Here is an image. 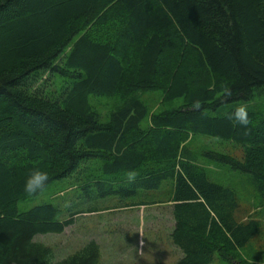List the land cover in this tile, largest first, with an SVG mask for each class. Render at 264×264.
Listing matches in <instances>:
<instances>
[{
	"label": "trees",
	"instance_id": "1",
	"mask_svg": "<svg viewBox=\"0 0 264 264\" xmlns=\"http://www.w3.org/2000/svg\"><path fill=\"white\" fill-rule=\"evenodd\" d=\"M115 97L104 121L91 100ZM194 135L241 144L203 153L239 178L215 181ZM66 178L63 206L20 210ZM164 188L173 264H251L237 255L264 234V0H0V264H101L95 239L57 259L36 237Z\"/></svg>",
	"mask_w": 264,
	"mask_h": 264
},
{
	"label": "rangeland",
	"instance_id": "2",
	"mask_svg": "<svg viewBox=\"0 0 264 264\" xmlns=\"http://www.w3.org/2000/svg\"><path fill=\"white\" fill-rule=\"evenodd\" d=\"M143 97L152 111L158 112L167 107L170 108V105L163 103L162 92H151ZM261 100L257 98L260 105H262ZM121 102L119 97L92 98L91 100L92 106L102 115L104 121L109 119L111 112L119 107ZM181 104L182 98H179L175 105ZM188 145L197 152L200 161L207 167L215 181L227 183L231 179L239 178L229 168L205 159L203 153L206 150L215 149L240 154L243 148L241 144L194 135L190 138ZM70 179L53 182L38 196L20 202V210L30 209L46 202L63 206L65 200L74 195L73 182ZM168 188L162 189L148 199L155 202L153 204L122 207L109 205L110 207L97 213L76 215V222L68 226L61 234L39 235L36 239L52 246L57 259L65 257L84 246L89 240L95 239L102 248L101 264H154L158 261L173 264L178 261L180 252L166 237L173 228ZM84 196L87 199L83 205L89 206L91 202L86 193ZM261 249H264V234L261 240H255L252 243L249 250L238 253L239 262L246 259L251 264H264V255L259 254ZM213 264L231 263L219 258Z\"/></svg>",
	"mask_w": 264,
	"mask_h": 264
},
{
	"label": "crops",
	"instance_id": "3",
	"mask_svg": "<svg viewBox=\"0 0 264 264\" xmlns=\"http://www.w3.org/2000/svg\"><path fill=\"white\" fill-rule=\"evenodd\" d=\"M173 225H174V221H173ZM170 233V232H169ZM167 235V234H166Z\"/></svg>",
	"mask_w": 264,
	"mask_h": 264
}]
</instances>
